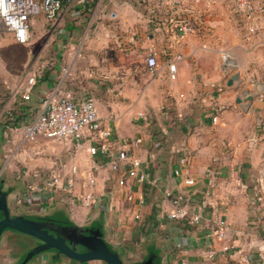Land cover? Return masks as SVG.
Segmentation results:
<instances>
[{"label":"crops","instance_id":"obj_1","mask_svg":"<svg viewBox=\"0 0 264 264\" xmlns=\"http://www.w3.org/2000/svg\"><path fill=\"white\" fill-rule=\"evenodd\" d=\"M183 19L201 26L199 32L179 33L177 23ZM32 20L46 35L42 45H34L33 65L42 71L31 99L34 116L41 109L39 101L50 92L95 98L104 124L112 129L113 156L126 149L142 160L150 179L133 178L120 186L111 157L89 153V135L80 145L76 141L64 145L59 162L71 158L66 165L21 166L10 175L3 169L10 165L6 151L21 132L20 127L0 125V178L10 191L12 212L62 209L75 222H97L127 264L152 251L162 264H240L244 258V264H264V185L259 180L264 168V83L256 87L252 102L237 101L243 92L237 89L238 81H249L252 75L244 70L249 66L246 60H254V70L264 81V43L245 37L229 1L174 5L166 0L157 6L147 0L73 1L65 3L55 19L41 12ZM224 48L243 61L241 76L232 85L228 80L236 71L223 65ZM150 50L159 61L156 70L147 64ZM170 62L176 63L175 79L169 76ZM20 94L18 102L23 104ZM3 95L6 101L7 90ZM136 138L141 142L134 144ZM73 165L78 167L75 174ZM40 167L62 170L64 177L74 179L77 190L83 183L82 170L93 167L97 202L81 205L75 194L62 188L50 209L37 190L31 207L12 200L28 183L39 186L53 170ZM187 177L195 183L187 184ZM168 188L181 197L177 217L171 215L176 207L165 193ZM129 192L132 201L126 197ZM193 214L201 215L199 222L192 220ZM220 217L227 218L233 231L234 247L229 252L221 250L224 242L212 234ZM5 236L9 234H2L0 247ZM34 261L64 264L65 260L46 251L28 264Z\"/></svg>","mask_w":264,"mask_h":264},{"label":"built area","instance_id":"obj_2","mask_svg":"<svg viewBox=\"0 0 264 264\" xmlns=\"http://www.w3.org/2000/svg\"><path fill=\"white\" fill-rule=\"evenodd\" d=\"M85 2V0H0V19L5 28H7L17 42L26 43L31 38V21L33 16L44 12L48 19H55L64 4L67 2ZM155 6L166 0H147ZM190 0H168L172 4H184ZM207 4L213 3L215 0H204ZM235 10V13L242 23V31L245 37L251 39L257 38L259 42L264 43V0L259 3L257 0H228ZM151 5V4H150ZM155 9H151L153 13ZM201 26L193 24L191 20L183 19L177 23V31L180 33L199 32ZM180 56V55H179ZM232 53L229 49L222 50V63L225 67L231 68L235 66L232 59ZM147 64L151 70H156L159 65L158 58L153 50H150L147 56ZM169 76L172 79L177 77L176 63H169ZM42 76L41 69L33 67L30 69L25 81L22 84L21 100L29 102L32 99L34 87ZM140 115H144L140 112ZM217 120V116L213 117ZM21 129V142L37 141L40 138L49 140L77 142L81 144L85 136L89 135L91 143L88 146V151L91 155H103L111 157V167L118 171L119 175L116 178L118 184L124 187L129 185V182L135 178L140 182L150 179L148 172L142 169V160L132 156L126 149H122L116 156L111 150L112 129L106 126L98 112L96 100L93 97H85L83 99H75L70 95H60L56 92L47 93L42 102L41 109L32 120L24 119ZM79 142V143H78ZM141 142V138H136L134 144ZM189 155L183 156L181 162L186 166ZM78 172L77 165H73L72 174ZM176 173H181V170H176ZM83 183L78 192H75L74 179L70 176L64 177L60 169H53L43 177L42 183L35 186L34 183H28L25 188L18 194V204H32L39 192V197L45 208L51 206L55 200L56 194L60 188L68 194H75L81 205L91 206L97 202L98 196L94 186L96 184L95 169L85 168L82 170ZM260 182L264 185V168L261 170ZM155 181V180H154ZM187 184H194L193 178L185 179ZM262 185V186H263ZM168 197L172 199V204L176 209L171 213L173 217L179 215V204L181 197L176 196L174 192L168 188L165 190ZM35 195V197H34ZM25 196V198H23ZM128 200H134L133 192L126 195ZM22 199L24 201L22 202ZM144 198L140 199L137 204L135 218L141 217L140 206L144 204ZM49 209V208H48ZM200 214H193L192 220L199 222ZM212 234L217 239L223 241L221 250L229 252L234 247V235L230 223L227 218L220 217L215 221L212 229ZM236 234V232H235ZM244 258L240 264H244ZM32 264H46L43 261H34Z\"/></svg>","mask_w":264,"mask_h":264},{"label":"rangeland","instance_id":"obj_3","mask_svg":"<svg viewBox=\"0 0 264 264\" xmlns=\"http://www.w3.org/2000/svg\"><path fill=\"white\" fill-rule=\"evenodd\" d=\"M33 19V18H32ZM47 26V25H46ZM50 26V25H49ZM48 27V26H47ZM31 38L26 43H19L15 40L12 33L3 26L2 21L0 19V125H4L5 128L7 127H13L16 129V127H22L24 123V119L26 118V115H30V119L32 120L34 118V102L31 100L28 103H20L19 100V94L22 90V84L25 81L30 69L33 67L34 64V45H37L38 42H40V45L43 44L45 41L46 35H43V31H38L35 28L34 21H31ZM232 59L234 61L235 66H231L230 71L231 72H237L239 69L242 68V60L238 57H236L232 53ZM241 61V62H240ZM249 63V66L246 67L244 70H246L247 73H252L251 78L249 81L242 80L238 81L237 83V89L242 91L241 95L242 97H245L246 93H251L255 96V89L256 87L259 88V85L261 83H264L262 74L258 75L257 71L254 70V60L248 59L246 60ZM241 76V75H240ZM250 88V89H245ZM245 89V90H244ZM253 89V90H252ZM7 90L6 95V101H4V97L1 98L3 95V92ZM14 96H17L18 99H15ZM21 99V98H20ZM18 102V103H17ZM42 101H39L41 103ZM244 102V101H243ZM250 102V101H245ZM17 105V106H16ZM19 105V106H18ZM39 106V105H38ZM38 106H35L37 108ZM20 109H18V108ZM18 110L25 111L23 114L18 113ZM29 110V111H26ZM30 113V114H29ZM15 126V127H14ZM21 129H19V132H21ZM8 131H10L8 129ZM18 130H16L17 132ZM17 138V133H15ZM12 135L9 132V136ZM21 133L20 136L16 139V141H12V148L8 151L7 157H5L6 161L10 163V165L6 169V172H10L11 174H14L15 170H18L21 166H60V165H66L67 162L70 161V159L65 160L62 162L60 161V151L63 149L64 145L67 143H72L70 140L65 141H57V140H49L45 138H40L41 141H27L26 143L21 144ZM20 142V144H19ZM13 153V154H12ZM19 153V155L16 157L15 155ZM74 152H71V155L73 156ZM76 156V155H75ZM74 156V157H75ZM56 161V162H55ZM74 161V160H73ZM55 164V165H54ZM72 161L68 162V165L71 166ZM44 170H52V167H40ZM55 170V169H54ZM3 171V170H1ZM62 171V170H61ZM63 174V172H62ZM21 187H18L16 190H20ZM75 192H78L76 188L74 189ZM19 193H14L12 196V200L17 201ZM25 198V196L23 197ZM24 199H22V202ZM14 203V201H12ZM26 202H24L25 204ZM29 207H31L30 204H26ZM49 208V207H48ZM47 208V209H48ZM50 209V208H49ZM40 211H43L41 208ZM9 234V237L5 236L2 241V246L0 247V258L2 264H17L19 263L21 254L23 252V248L25 243H30L33 239L29 237V234L17 231V230H11L7 229L3 232V235ZM8 238V239H7ZM115 243V242H114ZM123 242L117 243L119 246H121ZM129 239H126V246H128ZM34 244H36L34 242ZM122 248H124L122 246ZM62 264V263H61ZM64 264H71L70 260L64 261ZM90 264H107L106 262H103L101 260L92 261Z\"/></svg>","mask_w":264,"mask_h":264},{"label":"water","instance_id":"obj_4","mask_svg":"<svg viewBox=\"0 0 264 264\" xmlns=\"http://www.w3.org/2000/svg\"><path fill=\"white\" fill-rule=\"evenodd\" d=\"M239 71L232 74L228 84L232 85L240 78ZM253 94L238 97L237 101L254 100ZM9 190L0 184V240L7 229L17 230L41 240L22 256L18 264H28L38 254L55 249L57 255L63 254L67 258L90 264L101 260L107 264H127L120 251L107 241L102 225L97 222L81 224L70 218L62 210L41 213H13L9 203ZM0 264L1 258H0ZM129 264H162L157 254L152 251L142 259Z\"/></svg>","mask_w":264,"mask_h":264},{"label":"flooded vegetation","instance_id":"obj_5","mask_svg":"<svg viewBox=\"0 0 264 264\" xmlns=\"http://www.w3.org/2000/svg\"><path fill=\"white\" fill-rule=\"evenodd\" d=\"M0 184H1V185L3 184L2 178H0ZM1 216H2V213H1V211H0V217H1ZM29 237H31V238L33 239L34 236L29 235ZM34 242H35L36 244H38V243L41 242V240L38 239L37 237H34V239H33L30 243H25V244H23V245H25V246H24V248H23V252H22V254H21L20 259L22 258L23 255H25L26 251H28L31 247H33L34 245H36V244H34ZM45 252H46V251H45ZM48 252H50V255H51L52 257H54L55 259H57V260H67V261L70 260L71 264H83V263H81V262L78 261V260H75V259H72V258H67V257H65L63 254H61L60 256H58V255H57V251H56L55 249L48 250ZM42 253H44V252H42ZM42 253L38 254V255L35 256L34 258H37V257L40 256ZM19 261H20V260H19ZM17 264H18V263H17Z\"/></svg>","mask_w":264,"mask_h":264}]
</instances>
